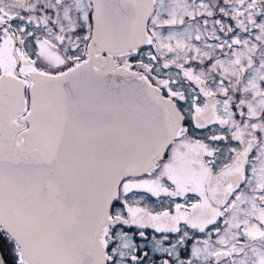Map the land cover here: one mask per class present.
Instances as JSON below:
<instances>
[{"label": "snow or ice", "instance_id": "1", "mask_svg": "<svg viewBox=\"0 0 264 264\" xmlns=\"http://www.w3.org/2000/svg\"><path fill=\"white\" fill-rule=\"evenodd\" d=\"M0 264H264V0H0Z\"/></svg>", "mask_w": 264, "mask_h": 264}]
</instances>
